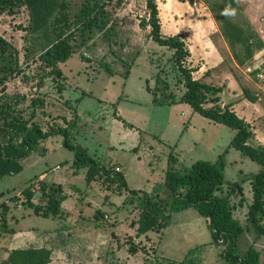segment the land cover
I'll list each match as a JSON object with an SVG mask.
<instances>
[{
  "label": "rangeland",
  "instance_id": "1",
  "mask_svg": "<svg viewBox=\"0 0 264 264\" xmlns=\"http://www.w3.org/2000/svg\"><path fill=\"white\" fill-rule=\"evenodd\" d=\"M63 1L73 18L86 0ZM156 1L162 34L170 35L173 21H186L177 33L185 36L190 50L186 65L193 69L194 78L220 87L218 105L222 108L232 106L231 109L250 124L253 137L249 142L254 146L264 145V48L239 66L210 10L201 0H174L193 11H183L180 17L172 14L171 20L168 11L161 7L167 0ZM239 1L242 9L237 14L238 19L246 20L264 41V0ZM105 10L108 13L105 29L94 26L76 31L72 41L75 52L59 64L61 79L49 75L48 69L38 61L25 62L29 45L27 9L22 6L13 12L0 10V35L18 51V63L22 66V72L8 81L0 96V104L6 110L0 115V126L5 128L13 117L28 119L32 112L33 121L44 131L52 125L66 126L74 120L73 140L76 143L86 147L89 154L103 164L120 162L124 165L131 188L153 192L161 190L169 166L182 169L197 160L214 162L222 154L226 183L220 194L229 191L228 183L244 181L242 194L233 193L231 202L235 206L234 217L245 223L247 203L251 201L249 179L261 166L230 146L235 130L213 122L195 112L188 103L178 101L183 87L171 61L172 50L150 38V26L140 25V20L148 15L146 0H106ZM197 23L199 28L195 27ZM157 75L162 80L159 83L155 81ZM59 81L63 84L61 90L58 89ZM163 81L167 82L168 89L163 87ZM147 85L156 91V101ZM244 89L257 96V101H249ZM169 98L174 101L168 103ZM35 99H38L36 106L32 102ZM204 106L210 107L213 103L206 101ZM1 139L5 142L7 134H2ZM173 158L177 162L173 163ZM73 160L74 152L64 147L61 135L42 140L34 151L18 160L22 166L20 172L0 179V192L3 193L0 203L9 201L17 214H24L26 226L54 230L70 223L69 219L74 216L68 220L59 215L48 218L34 214L28 207L15 209L11 197L20 195L35 178L47 184L62 183L72 192L66 202L73 195L79 203L84 199L86 204L78 209L81 217L97 222L102 233L110 237L113 249L119 248L123 253L131 240L139 246L140 252L132 261L126 251L127 260L122 257L123 262L118 264H195L194 258L206 253L212 245L206 220L194 207L172 212L166 227L159 232L152 231L149 239L137 235L134 227L139 216L136 196L125 190H106L101 182L89 188L85 180L86 168L76 169ZM112 227L116 236L111 235ZM250 233L238 238L237 253L242 254L247 249L254 236ZM155 245L158 247L156 254ZM113 261L103 260L102 264ZM216 263L226 264V261L219 259Z\"/></svg>",
  "mask_w": 264,
  "mask_h": 264
},
{
  "label": "trees",
  "instance_id": "2",
  "mask_svg": "<svg viewBox=\"0 0 264 264\" xmlns=\"http://www.w3.org/2000/svg\"><path fill=\"white\" fill-rule=\"evenodd\" d=\"M201 1L210 10L237 65H244L257 50L264 48V41L251 25L246 20L238 19L237 14L242 9L239 0ZM22 6L27 9L29 15V45L26 48L25 62L38 61L48 69L49 75H55L59 79L62 78L59 64L64 63L75 52L72 41L75 40L76 31L89 30L94 26L105 29L108 25L106 0L93 2L86 0L73 18L69 16L63 0H0L2 11L13 12ZM226 7L235 9V15H221V11ZM146 8L148 15L140 20V25L143 28L150 26V38L172 50L171 61L179 73V81L183 87L178 101L188 103L195 112L213 122L235 130L230 146L261 166L249 179L251 201L247 203L245 223L242 224L234 217L235 206L231 202L233 193L237 191L242 194L244 181L227 182L229 191L220 194L222 185L226 183L222 154H219L214 162L197 160L182 169L169 166L159 192L133 189L129 188L124 174L116 170V167H119L117 162L103 164L100 159L91 156L86 147L73 140L74 120L68 122L66 126L52 125L49 130L44 131L33 121L34 112L28 119L13 117L4 125L5 128L0 126V179L4 175L20 172L22 170L18 162L20 158L34 151L42 140L59 134L62 136L64 147L74 152V167L86 168L85 180L88 186L101 182L106 190L118 192L125 190L136 196L139 208L135 229L137 235H145L149 239L147 233L164 229L172 212L194 207L205 218L212 244L220 258L227 264H260L261 256L264 259V252L261 253L253 243L242 254L237 253L236 249L238 238L246 232L253 233L254 239L264 236V145H252L249 142L253 137L250 124L230 106L225 105L222 108L218 105L220 87L194 78L193 69L186 65L190 50L185 36L182 33L168 36L162 34L157 1L146 0ZM21 72L18 51L0 35V96L6 90L8 81ZM155 81L156 83L162 81L159 75ZM163 82V87L168 89L167 82ZM58 84V89H63L62 82L59 81ZM146 88L152 92L153 101H156V91L151 90L148 85ZM243 92L249 101H257V96L252 95L247 89ZM36 100L38 99L32 100L34 105ZM173 101L174 99H168V103ZM206 101L212 102L213 106L205 107ZM39 102L41 104L42 99ZM5 113L6 110L0 104V115ZM125 124L133 127L130 123ZM4 133L7 134L5 142L1 139ZM175 162L177 160L173 158V163ZM37 194L39 199L34 203L33 198ZM64 197L60 184L55 182L47 184L35 178L25 186L20 195L12 196L11 201L18 206L31 208L36 215L54 218L61 213ZM0 208V222L3 226L1 229L9 231L6 219L8 206L2 203ZM111 235H115L114 232H111ZM127 250L130 254L140 252L139 246L132 240ZM51 252V249L46 247L13 249L7 259L0 264H47L51 259Z\"/></svg>",
  "mask_w": 264,
  "mask_h": 264
},
{
  "label": "crops",
  "instance_id": "3",
  "mask_svg": "<svg viewBox=\"0 0 264 264\" xmlns=\"http://www.w3.org/2000/svg\"><path fill=\"white\" fill-rule=\"evenodd\" d=\"M117 164L120 167V172L124 174L128 184V177L126 176L124 171L125 166L122 165L120 162H117ZM55 183L61 185L62 193L65 196L61 203V213L59 216L66 220H68L70 216H74V218L69 219L70 223L56 227L54 230L42 231L40 228L34 227L32 225L26 226L27 222L25 219V215L21 213L17 214L14 211V209L11 208L9 201L1 202L0 206L2 203H5L7 206H9L6 214L7 228L9 229V231H5L4 229H1V227L3 226H1V222H0V262L7 259L9 252L11 250L18 248H27V247H35V248L46 247L51 249L52 251L51 259L47 264H102V261L103 260L106 261L107 259L114 260L113 263L111 262V264H118V262H123V260L126 261L127 259H125L126 257H124V254L126 253V251L128 252L127 246H125L126 251L125 252L123 251V253L120 252L119 248L113 249L111 247L112 242L110 240V237L107 234L102 233V228L97 227V222H92L93 219L90 217L87 218L88 219L87 221L83 220V218L81 217L82 212L81 210L78 209H80V205L85 203L84 199H82L81 202L79 203V201L76 199L77 198L76 195H73L72 199L75 200L73 201L71 199L68 202H66L67 197L72 196L71 195L72 192L69 189L63 187L62 183L59 182H55ZM129 188L131 187L129 186ZM73 189L78 191L76 187H73ZM146 191L150 192L152 190H146ZM0 195L2 196L3 193L0 192ZM65 202L66 205L63 206ZM13 204L15 209L22 208V207H18V205H16L15 203ZM136 226L137 225L135 224L134 225L135 229ZM111 231L114 232L116 236L117 232L113 227L111 228ZM151 232L152 231H149L147 233L148 237H151ZM118 233L120 232L118 231ZM247 233L249 232H246L243 235L246 237L248 236ZM141 236H145V235H141ZM254 237L255 235L253 236V239L248 244V246L253 243V245L261 253H263L264 245H262V243H264V236L260 237L259 239H254ZM108 246L110 248H108ZM157 248L158 247L155 245V254ZM214 248L212 244L206 253L202 252L199 256L194 258L195 264H217L216 262L222 258H219L220 256L218 255L217 250L216 249L214 250ZM137 255L138 253L136 254L129 253L130 260L132 261L134 259L133 257ZM181 261L183 260H179L178 262ZM262 262H264V259L261 256L260 264Z\"/></svg>",
  "mask_w": 264,
  "mask_h": 264
},
{
  "label": "clouds",
  "instance_id": "4",
  "mask_svg": "<svg viewBox=\"0 0 264 264\" xmlns=\"http://www.w3.org/2000/svg\"><path fill=\"white\" fill-rule=\"evenodd\" d=\"M161 7L168 11L169 20H171L172 14H174L177 17H180L182 16L183 11H188V12L193 11V9L189 8L186 4L178 5L174 3V0H167L166 3L161 5ZM221 15H225V16L235 15V9L226 7L225 9L221 11ZM184 23H186V21L181 20V19H177L176 21H173L172 26H171L170 35H175ZM195 27L199 28L200 27L199 23H197Z\"/></svg>",
  "mask_w": 264,
  "mask_h": 264
},
{
  "label": "built area",
  "instance_id": "5",
  "mask_svg": "<svg viewBox=\"0 0 264 264\" xmlns=\"http://www.w3.org/2000/svg\"><path fill=\"white\" fill-rule=\"evenodd\" d=\"M57 167H58V166H57ZM116 170H117V171H120V168H119V167H116ZM34 199H35L36 201H38V199H39V194H37V195L34 196V198H33V202H35Z\"/></svg>",
  "mask_w": 264,
  "mask_h": 264
}]
</instances>
